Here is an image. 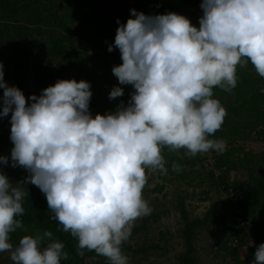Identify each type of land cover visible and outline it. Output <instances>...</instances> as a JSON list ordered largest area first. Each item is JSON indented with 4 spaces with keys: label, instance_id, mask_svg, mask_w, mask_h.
Returning a JSON list of instances; mask_svg holds the SVG:
<instances>
[{
    "label": "clouds",
    "instance_id": "9594fccd",
    "mask_svg": "<svg viewBox=\"0 0 264 264\" xmlns=\"http://www.w3.org/2000/svg\"><path fill=\"white\" fill-rule=\"evenodd\" d=\"M199 27L170 12L117 20L115 42L123 63L114 66L120 85L135 91L106 115L93 114L90 82L59 80L40 96L5 81L0 117L11 113V166L24 167L26 178L45 194L62 230L78 240V254L94 251L110 264H129L122 248L135 222L152 212L144 197L148 172L168 173L162 150H186L196 156L222 152L226 142L212 139L228 115L214 89L232 92L238 67L249 63L264 77V0H203ZM113 87L109 99L124 96ZM29 99L31 103H29ZM0 163L9 165L8 157ZM172 170L182 171L173 163ZM25 193L0 171V253L13 264H62L69 259L51 231L23 236ZM252 264H264V243Z\"/></svg>",
    "mask_w": 264,
    "mask_h": 264
},
{
    "label": "trees",
    "instance_id": "16d2710c",
    "mask_svg": "<svg viewBox=\"0 0 264 264\" xmlns=\"http://www.w3.org/2000/svg\"><path fill=\"white\" fill-rule=\"evenodd\" d=\"M58 0H0V62L4 69L11 66L16 78V86L22 90L24 79L34 73V80L39 84L40 95L44 89L55 85V79L62 74H69L83 62L80 81L90 82L93 96L90 111L106 115L113 112L123 102L125 105L135 91L131 85H120L113 74V67L123 63L118 48L108 51L115 42L117 23L126 24L135 18L131 10L145 15L177 13L182 5L196 0H73L59 4ZM82 11H86L85 17ZM201 18V17H200ZM194 26L199 27V20ZM103 52L102 57L92 59L84 44ZM50 59L44 68L39 65L42 51ZM52 58H59L56 73L50 74ZM92 59V60H91ZM238 85L232 92L220 88L214 89V98L220 100L228 115L220 130L212 139L226 142L222 152L210 151L200 156L186 155V150L172 151L168 147L162 150L170 179L187 182L202 181V173L195 171L196 164L204 166L205 160H213L212 169L205 171V180L214 186L226 199L213 203V208L206 213L202 221H192L185 207L184 199L178 202L184 223L186 251L180 255L181 264H198L193 235L199 225L214 227L216 238L223 241L222 253L231 259L225 264H252L255 255L243 257L245 252L264 243V77H260L249 63L245 68L238 67ZM122 87L124 96L109 99L113 87ZM11 127L0 122V150L9 158V166L18 177L19 186L26 194L23 200L25 214L22 218L24 227L11 234V243L17 246L26 235L42 234L51 231L54 239L64 243L69 254L62 264H110L94 251L85 250L84 256L78 254V240L62 230V225L55 220L54 213L48 207L46 196L38 187L27 183L28 177L20 167L11 166ZM250 144L245 151L243 146ZM181 166L182 171L172 170V164ZM2 171V170H0ZM244 172L248 183L236 180ZM8 177V175L3 171ZM163 186L156 190L161 192ZM221 198V197H220ZM232 198H236L234 201ZM158 216L150 214L142 218L132 234H139L148 229L151 221L157 222ZM239 220H241L239 222ZM255 246V247H254ZM124 248V247H123ZM122 248V249H123Z\"/></svg>",
    "mask_w": 264,
    "mask_h": 264
},
{
    "label": "rangeland",
    "instance_id": "374dc122",
    "mask_svg": "<svg viewBox=\"0 0 264 264\" xmlns=\"http://www.w3.org/2000/svg\"><path fill=\"white\" fill-rule=\"evenodd\" d=\"M73 0H58L59 4H64L65 2L71 3ZM136 0H129L133 3ZM144 3L145 0H142ZM203 0H196L194 3H187L182 5L178 14L184 15L189 18L194 25V21L197 18L202 17L203 10L201 8ZM85 17L87 12L82 11ZM84 49L89 51V57L93 60L102 57L100 50L91 47L90 43L84 44ZM36 50L42 51L39 59V65L44 68L46 62L50 57L44 52L45 49L37 47ZM91 59V60H92ZM52 69L49 71L50 74L56 73V66L58 62H62L59 58H52ZM83 62L76 69H73L69 74H62L57 76L55 79V84L59 80H72L75 79L77 82L80 81L81 67H83ZM5 81L9 86H16V78L11 66L4 69ZM84 74V73H83ZM82 74V75H83ZM3 89H0V98L3 97ZM26 98H30L32 95L40 96L39 84L34 80V73L28 75L24 79V86L22 88ZM29 103H31L29 99ZM0 112H2V103H0ZM93 117L96 114L91 111ZM11 113L7 117H0V122L4 123L6 126L11 127ZM264 147V145L262 146ZM250 148V144H245L243 149L247 151ZM5 151L0 150V155H5ZM203 159L202 154H197ZM213 160H205L204 166L201 164H196L194 167L195 171L202 173L200 176L201 180H205V171L212 169ZM0 170L4 171L11 183L16 186L19 185V180L14 170L9 165H4L0 163ZM21 171H23L27 176L30 173L21 166ZM248 177L244 172L239 173L236 177L237 181L243 184L248 183ZM198 180H191L187 182H181L178 180L170 179L169 174H162L158 171L148 172V185L144 190V197L149 202L152 208L151 214L158 216V221H151L148 225V229L139 234H132L130 240L123 245V252L129 257V264H181L179 261L180 255L186 251V236L184 234V223L181 217V211L178 206V202L184 199L185 207L188 212L189 218L192 221H202L206 218V213L213 208V203L217 202L218 199H226V195H222L220 191L214 186L205 181L200 184ZM163 186V190L159 192L156 190L159 186ZM20 187V186H19ZM40 193L45 196V194L40 190ZM221 197V198H220ZM234 201L236 198H232ZM143 218V217H142ZM142 218L135 222V226L140 225ZM133 227V228H134ZM216 230L214 227L199 225L197 231L193 235V244L195 246L194 257L197 258L198 264H225L231 259L222 253L223 241L216 238ZM255 247V246H254ZM253 248V252H245L243 257L249 255H255L258 247ZM10 252L0 253V264H13L10 258ZM104 259L105 257L102 256ZM107 263L110 261L106 258Z\"/></svg>",
    "mask_w": 264,
    "mask_h": 264
},
{
    "label": "built area",
    "instance_id": "2783aa9c",
    "mask_svg": "<svg viewBox=\"0 0 264 264\" xmlns=\"http://www.w3.org/2000/svg\"><path fill=\"white\" fill-rule=\"evenodd\" d=\"M241 220H239V222H240Z\"/></svg>",
    "mask_w": 264,
    "mask_h": 264
}]
</instances>
